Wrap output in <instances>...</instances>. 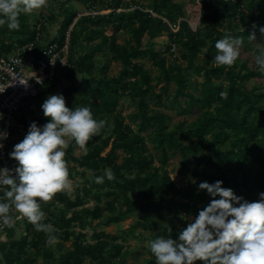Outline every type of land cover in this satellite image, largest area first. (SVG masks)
Returning a JSON list of instances; mask_svg holds the SVG:
<instances>
[{
	"label": "trees",
	"instance_id": "16d2710c",
	"mask_svg": "<svg viewBox=\"0 0 264 264\" xmlns=\"http://www.w3.org/2000/svg\"><path fill=\"white\" fill-rule=\"evenodd\" d=\"M72 1L59 5L58 34L44 47L39 41L40 28L29 25L27 14L19 17V31L9 30L6 24L0 26V56L26 44L33 45L36 55L52 45L57 52L67 45L66 64L57 62L54 78L46 81L31 101L36 106L32 115L37 126L43 127L49 119L36 111L42 110L50 95H63L69 108L89 107L95 119L107 121L101 134L89 141L87 155H75L78 146L74 141L66 150L65 159L76 164V173L88 171L93 178L88 175L73 199L61 192L51 202L41 204L46 217L43 222L58 230L54 233L58 251L46 244L45 233L35 231L27 219H20V237L13 239L16 226H8L9 239L0 242V264H37L38 257L44 264H85L86 260L92 264H130L123 251L127 237L137 236L138 228L157 225L169 235L170 227L171 237L178 239L190 223L181 215L194 220L209 204L213 198L206 190H199L201 182L222 181V187L248 201L258 200L264 192V88L246 87L250 79L264 77V73L240 59L232 67H218L214 62L215 43L226 32L241 38L243 44L253 31L256 37L261 36L264 0H199L202 26L195 31L174 0H151L148 7L136 0H78L96 14H81ZM99 4L109 12L101 14ZM254 9L258 16L252 14ZM253 24L257 25L255 30ZM120 32L128 35L123 43L118 42ZM163 33H168L169 43L160 52L153 40ZM144 36L148 44L143 42ZM176 44L184 66L169 64L165 56ZM99 53L106 60L97 63ZM145 60L156 69V75ZM112 62L120 64L115 76L108 73ZM63 75L70 81L68 86L62 84ZM195 76L202 80L199 88L191 89ZM155 80L164 81L159 92ZM170 84L174 85L172 92L167 88ZM79 92L81 96L75 97ZM125 99L136 107L130 116L136 129L126 124L118 111ZM152 99L158 106H165L166 100V106L195 118L190 124L171 125L167 113L151 107ZM13 148H8L12 169L17 166L9 155ZM173 156L179 157L185 185H177L166 168ZM108 168L116 179L105 178L103 184H96L94 177ZM91 200L94 204L86 206ZM135 214L140 220L122 232L124 237L101 230L87 240L85 228L92 221L118 223ZM69 241L71 247L63 251L64 242ZM147 254L144 264H156L150 249Z\"/></svg>",
	"mask_w": 264,
	"mask_h": 264
},
{
	"label": "clouds",
	"instance_id": "9594fccd",
	"mask_svg": "<svg viewBox=\"0 0 264 264\" xmlns=\"http://www.w3.org/2000/svg\"><path fill=\"white\" fill-rule=\"evenodd\" d=\"M47 6L48 0H0V26L6 24L9 30L19 31L21 14H31ZM252 28L255 30L257 25L253 24ZM259 31L264 35V27ZM249 39H256L255 31ZM242 44L241 38L226 32L215 43V64L232 67L240 58ZM254 60L264 73V48ZM41 107L49 122L43 127L33 122L9 154L18 166L0 168V191L5 201L0 202V223L11 227L16 220L27 219L35 231L47 235L46 244L54 245L58 242L54 235L58 230L43 222L46 217L41 204L51 202L58 193H71L73 182L66 150L74 141L87 155L89 141L101 134L107 121L95 119L89 107L69 108L63 95H50ZM7 135L0 132V141ZM89 177L93 178L91 172ZM105 178L116 179L110 168L95 176L94 182L103 184ZM222 183L199 184V190H206L213 199L179 233L178 239L171 237L169 227L167 237L148 242L156 264H264V192L258 200L248 201L231 188L222 187ZM13 209L18 213L15 217L10 215Z\"/></svg>",
	"mask_w": 264,
	"mask_h": 264
},
{
	"label": "rangeland",
	"instance_id": "374dc122",
	"mask_svg": "<svg viewBox=\"0 0 264 264\" xmlns=\"http://www.w3.org/2000/svg\"><path fill=\"white\" fill-rule=\"evenodd\" d=\"M65 0H48V6L45 8H42L38 11H34L31 14H27L29 16L28 23L31 27H34L37 25V27L40 28V35H39V41L42 44V46H46L49 44V42L58 34L59 31V20L61 18L60 16V9L59 5L61 2ZM138 1L142 6L148 7L151 3V0H136ZM125 2H129V0H125ZM175 3L179 4L185 13V18L186 20L190 23V27L193 29V31L197 30L199 27L202 26V22L198 16L199 9L201 7L199 0H174ZM73 4L77 6L78 11L81 14H87L90 12H96L94 9L90 10L88 9L84 4L80 3L78 0H73ZM99 7V12L101 14L108 13L109 10L105 9L102 4L98 5ZM252 14L255 16H258V11L254 9L252 11ZM52 15H55L56 18H53ZM196 21V23H194ZM39 23H41L39 25ZM39 25V26H38ZM260 25L264 27V21L260 20ZM173 26V25H172ZM240 28V27H239ZM174 30L176 31L177 28L174 26ZM4 38V37H3ZM128 38V35L124 32H120L118 35V42L123 43L125 39ZM155 44V49H157L160 52L165 51L166 45L169 43V36L168 33H163L162 35L156 37L154 40ZM143 42L145 44H148V38L147 36L143 37ZM174 46H172V49L169 53H166L165 56L169 60L170 63H175L176 65L179 66H184L185 62L180 59V47L178 44L175 45V48L173 49ZM261 48H264V35H261L260 37H256V39L253 40H248L247 44H242L241 47V55H240V61L246 62L247 65L250 68H255L256 63L254 60V57L259 54ZM110 57V55H108ZM106 60V57L103 56L102 53H99L96 58V62H103ZM147 67L151 70L153 75H156V69L151 66L149 60H145ZM120 69V64L116 62H112L109 66V75L115 76ZM81 79L80 76H78L77 81L79 82ZM201 78L198 76H195L191 78V89L199 88V82H201ZM61 81L63 85L68 86L70 84V81L66 79V77L63 75L61 77ZM155 83H157L156 86V92L160 91V87L163 85L164 81H157L155 80ZM246 87L248 89L258 87V88H264V77H255L250 79L246 83ZM168 91L172 92L174 89V85L170 84L168 87ZM197 94V93H196ZM81 96V92L75 95V97ZM164 98V97H163ZM167 101L164 100L165 106H158L157 100L152 99L150 101V105L154 109H158L162 112L167 113L171 117V125L178 123V122H186V123H191L194 120V116L192 115H181L178 113L177 110L172 109L167 105ZM118 111H120L124 118H125V123L132 125L136 129V124L131 120L130 116L132 113L136 111V107L133 102L129 101L128 99L122 100L119 104ZM37 114L42 115L43 111L38 108L36 111ZM144 135H147V133H144ZM149 148L152 150V146L149 144ZM82 151L78 148L75 151V155L79 157L82 155ZM120 154V159L121 161V156L122 152L119 151ZM158 160H156V164H158ZM69 165V172L73 174V177L70 178L71 181L73 182V189L69 196L73 199L75 195L83 189L84 185L86 184V179L88 178V171L85 173H80L77 174L75 171V166L76 164L72 161H68ZM18 166V165H17ZM15 166V167H17ZM166 168L169 171V174L173 181L177 185H185L186 184V179L182 176V174L179 171V157L178 156H173L168 159V165ZM77 171L81 172L82 170L77 168ZM94 204V201L91 200L86 206H92ZM181 218L188 219L189 222L193 220L192 216H187L182 214ZM140 220L139 214H135L133 216H125L121 219L120 222L118 223H110V224H105L102 220H94L90 225H87L85 228V232L87 235V240H91V235L94 231H101L105 230L109 232L112 235H118L121 237H124L125 235L122 234V232L126 229H128L135 221ZM18 221V220H17ZM13 226H16L15 234L13 239H16L20 237L22 228L20 226V222H15ZM11 226V227H13ZM7 234V240L9 239V232L6 230ZM137 236H128L127 240L125 242L126 248L123 251V256L127 259V261L130 264H144L148 260V254L147 251L150 249L148 247V242L156 239L160 236H168L162 229V227L157 226V225H152L150 226V229H144V228H138L136 231ZM140 235H143L144 237H140ZM58 243V242H57ZM56 243V244H57ZM54 244L52 246L53 251H58L59 246ZM71 247V241L69 242H64L63 244V251H66ZM32 254V251L29 253ZM37 264H44L42 258L38 257L36 259ZM85 264H92L90 263L89 260H86Z\"/></svg>",
	"mask_w": 264,
	"mask_h": 264
},
{
	"label": "built area",
	"instance_id": "2783aa9c",
	"mask_svg": "<svg viewBox=\"0 0 264 264\" xmlns=\"http://www.w3.org/2000/svg\"><path fill=\"white\" fill-rule=\"evenodd\" d=\"M66 55L67 45L59 52L52 45L36 55L33 45L26 44L17 47L11 54L0 56V132L8 134L6 139L0 141L3 143L0 149V168L12 169L8 148L21 142L27 134L34 122L32 111L36 110L31 101L38 96L46 81L54 78L57 62L66 64ZM2 194L3 191H0V202H5ZM10 215L15 217L18 213L15 215L13 209ZM7 227L0 223V242L5 241Z\"/></svg>",
	"mask_w": 264,
	"mask_h": 264
},
{
	"label": "water",
	"instance_id": "95a60500",
	"mask_svg": "<svg viewBox=\"0 0 264 264\" xmlns=\"http://www.w3.org/2000/svg\"><path fill=\"white\" fill-rule=\"evenodd\" d=\"M198 16H199V18H200V16H201V7H200V9H199ZM189 24H190V23H189Z\"/></svg>",
	"mask_w": 264,
	"mask_h": 264
},
{
	"label": "crops",
	"instance_id": "0c3cea01",
	"mask_svg": "<svg viewBox=\"0 0 264 264\" xmlns=\"http://www.w3.org/2000/svg\"><path fill=\"white\" fill-rule=\"evenodd\" d=\"M6 234H7V232L5 231V234H4V239H5V241H7Z\"/></svg>",
	"mask_w": 264,
	"mask_h": 264
},
{
	"label": "bare ground",
	"instance_id": "6f19581e",
	"mask_svg": "<svg viewBox=\"0 0 264 264\" xmlns=\"http://www.w3.org/2000/svg\"><path fill=\"white\" fill-rule=\"evenodd\" d=\"M194 23H196V21Z\"/></svg>",
	"mask_w": 264,
	"mask_h": 264
}]
</instances>
